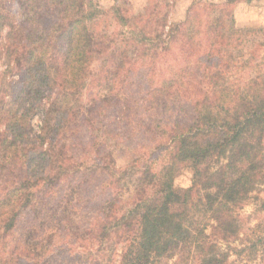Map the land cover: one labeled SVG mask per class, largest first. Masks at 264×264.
Listing matches in <instances>:
<instances>
[{"label": "trees", "instance_id": "obj_1", "mask_svg": "<svg viewBox=\"0 0 264 264\" xmlns=\"http://www.w3.org/2000/svg\"><path fill=\"white\" fill-rule=\"evenodd\" d=\"M16 1L26 13L21 22L29 47L0 104V264H235L232 249L241 258L264 250V221L242 239L235 213L250 198L264 212V163L248 174L242 164L264 149V75L252 65L242 84L227 82L253 53L243 54L225 25L195 13L159 47L160 68L103 61L93 73L95 31L76 0ZM0 20L11 22L2 6ZM89 78L99 94L75 120ZM34 115L38 130L29 121ZM106 139L140 152L130 167L157 144L144 165L156 180L150 196L122 206L117 168L101 151ZM162 152L170 160L214 162L195 169L180 193L171 163L156 165ZM47 204L54 213L43 221ZM237 238L240 247L231 244Z\"/></svg>", "mask_w": 264, "mask_h": 264}, {"label": "rangeland", "instance_id": "obj_2", "mask_svg": "<svg viewBox=\"0 0 264 264\" xmlns=\"http://www.w3.org/2000/svg\"><path fill=\"white\" fill-rule=\"evenodd\" d=\"M1 6L4 11H7L11 22L5 24L6 20H0V104L8 97L7 95L12 89V82L23 67L24 51L29 47V40L25 37L27 30L22 28L23 24L21 22L26 18L22 4L17 3L16 0H0ZM76 8L79 15L87 22V25H90L89 28L95 31L92 46L95 58L90 64V70L93 73L99 70L100 63L103 61H107L109 66L126 61L127 66L144 68L149 65L160 68L162 64L160 55L155 56L156 52L160 50L159 47L165 42L176 38L179 35L180 28H182V23L190 15L198 13L203 19L208 17L210 20H217L216 24L225 25L226 34L231 38V42L235 37V41H237L243 54L253 53L252 55H254L252 62L244 65L243 68L240 67L234 76H232V73L227 75L229 85L234 78H237L236 81L241 84L247 80L246 76L250 75L247 67L251 68L252 65L254 66L252 71L255 74L264 75V0H76ZM47 9L48 5L46 3L42 11L48 14ZM117 9L121 10L120 17L114 13ZM46 18L49 22L54 20L50 15H47ZM191 18L193 20L197 19L195 17ZM211 24L210 26L216 27V24ZM246 28H253L254 32L245 34ZM235 29L240 30V36L236 37L233 34ZM229 43L227 47L231 49L232 46ZM88 81L81 92L78 93L79 102L73 111L75 120L81 118L80 114L89 106L90 101L99 94L96 81L93 82L90 78ZM29 121L31 127L38 130L41 123L40 117L34 115ZM2 128L3 125L0 120V130ZM151 145L148 148V159L139 160L135 167L127 165L133 159L135 153H140L131 151L133 146L124 141L117 143L111 139H106L101 145L104 146L101 151L111 156L117 168L119 179L117 181V192L123 207L129 206L141 197L150 196L153 193L156 180L152 177L153 173L150 170H144V165L148 164L149 159L158 152L155 149L157 144ZM142 151L146 150L142 149ZM159 154L160 161L156 165L160 167L167 162L171 163L173 185L180 193L183 188L190 186L195 169H206L214 162L212 159L192 163L184 159L170 160L164 152ZM254 159L257 160H250V157L242 160L246 174L252 172L251 166L256 165V163H264V149L260 150V154L256 153ZM214 168L215 166H212V169ZM245 180L244 178L242 181ZM48 207L51 208L50 204H47L46 208L44 207L41 211L43 221H48L54 213V210L48 209ZM257 209L258 205L251 198L241 200L240 204L237 205L235 213L238 212V219L241 224L240 238L245 239L243 232L247 233L248 227L258 222L260 223L256 229L257 233L263 229V222L261 221H264V212L257 211ZM43 213L45 215H42ZM34 238H37L36 241L39 240L40 242L38 236ZM231 242L232 246L235 247L241 244L239 238ZM259 248L257 256H250V258L246 256L241 258L236 255L235 249H232L231 259L235 260V264H243L245 261L246 264H260L261 256H264V250L262 246H259ZM25 254L24 252L20 256L17 255L18 259L25 258L23 257ZM34 255L38 257L40 250H36ZM13 264H17L16 259Z\"/></svg>", "mask_w": 264, "mask_h": 264}]
</instances>
